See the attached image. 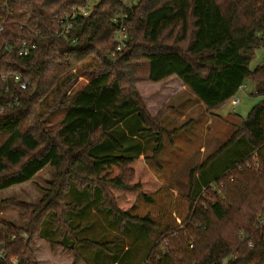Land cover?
<instances>
[{
    "label": "trees",
    "instance_id": "trees-1",
    "mask_svg": "<svg viewBox=\"0 0 264 264\" xmlns=\"http://www.w3.org/2000/svg\"><path fill=\"white\" fill-rule=\"evenodd\" d=\"M86 1L0 0V107L13 103L0 112V192L31 182L47 166L56 171L37 206L17 203L27 226L0 227V264L12 258L38 264L37 237L53 252L63 248L74 264L83 260L82 247L96 251L94 263L119 264L116 245H127L135 227L149 241L143 264H264V230L257 227L264 219V101L192 169L186 195L154 178L148 188L147 160L139 151L125 153L114 137L136 116L141 136L155 141L157 158L164 138L173 142L185 129L168 132L162 111L150 115L136 88L144 82L176 76L211 114L247 81L264 98V63L250 68L264 50V0H142L129 11L128 47L115 57L112 18L119 0H100L67 37L58 34L61 20ZM24 43L36 49L22 56ZM15 74L31 82L26 90ZM81 78L85 83L76 89ZM50 98L54 106L44 110ZM58 107L65 113L51 129L48 116ZM112 146L121 154H111ZM225 152L232 160L215 172L210 165ZM94 209L112 213L114 241L80 237V222Z\"/></svg>",
    "mask_w": 264,
    "mask_h": 264
},
{
    "label": "rangeland",
    "instance_id": "rangeland-1",
    "mask_svg": "<svg viewBox=\"0 0 264 264\" xmlns=\"http://www.w3.org/2000/svg\"><path fill=\"white\" fill-rule=\"evenodd\" d=\"M263 59L264 50H258L250 64V68L255 69L261 65ZM179 81L181 80L178 77L173 76L167 82H144L136 86L142 102L152 117H156L161 111L163 112L164 116H162L161 120L162 128L171 132L185 126L183 132L172 138L173 142L167 137L164 138V151L159 157L153 158L152 150L155 147V141L141 136L137 125L139 120L136 116L121 126L115 132L114 137L127 149L125 153L134 154L136 151H139L138 154H143L141 159L145 158L147 160V165L144 164L143 166L150 175L151 180V182H147L146 184L148 188L154 187L152 183V179L154 178L159 183L168 186L174 193L186 195L190 191L192 169L197 168L199 164H202L201 162L204 159H208L226 143L236 131L241 119H247L252 109L263 102L264 98L256 96L255 85L251 81H247L244 84V90H240L220 111L211 114L198 102L195 96L193 97L190 92L181 86L183 84ZM83 83L85 81L81 78L77 83L76 89ZM236 98L240 100L239 105L235 104ZM54 102L55 100L50 98L44 110L53 107ZM64 113V107L54 108L51 111V114L48 116V124L51 129L59 125ZM210 118H212L211 124L208 123V121H211ZM112 149L111 154L116 156L121 154L118 153L114 146H112ZM122 155L125 156V154ZM231 157H233L232 152H225L210 165V168L215 170V172H220L221 169L230 164ZM140 176L141 180L146 181L145 174L142 171L140 172ZM55 179V169L47 166L32 182L0 192V227L4 224H10L18 229L25 228L29 219L26 217V219L22 218L24 214L26 215V212L20 210L17 207V203L37 206L45 196L46 191L51 188V184ZM77 203L79 204V202ZM102 213L112 217L110 215L112 213L109 210H104ZM79 216L74 219L80 220ZM91 218V215L85 217V219L89 220L88 222L91 221ZM43 227H45V230L50 229L46 224ZM117 233L116 229V235ZM126 234L127 232L125 231L124 236ZM116 235H113V233L101 235V232L94 228L91 230L86 229L81 233L80 237L102 242L104 240L114 241L119 237ZM55 239L60 240L58 236ZM29 240V237H26V241L29 242ZM33 242L34 256L38 264H67L65 261L60 262L57 258L53 259L51 256L53 254L50 253L52 249L46 238L37 237ZM126 244L121 243L117 244L118 246L116 245L120 249L118 263L143 264L149 244L144 229L135 227L133 235L129 237ZM125 247H128L126 251H124ZM87 250L89 251L90 249L83 247L79 249L84 254ZM56 252H61L62 254L63 248H58ZM39 260L42 262H39Z\"/></svg>",
    "mask_w": 264,
    "mask_h": 264
},
{
    "label": "built area",
    "instance_id": "built-area-1",
    "mask_svg": "<svg viewBox=\"0 0 264 264\" xmlns=\"http://www.w3.org/2000/svg\"><path fill=\"white\" fill-rule=\"evenodd\" d=\"M99 1L100 0H87L83 5L74 7L71 13L61 20L60 31L58 34L62 37H67L73 29L74 21L77 20L78 18L89 17L93 13ZM141 1L142 0H119L121 5L120 11L119 13H117V15H115L112 18V22L117 26V30L114 37L115 48L112 53V57H115L117 54L119 55L123 53L127 49L128 41L130 39L128 25H127V20L129 18V11L132 10L135 6L139 5ZM3 31L4 28L0 27V35L3 33ZM259 36L262 37L263 35L260 34ZM35 49H36L35 45L28 46L27 43H24L23 47L20 49V55L27 56L31 53V51ZM263 63H264V59H263ZM14 78L22 90H26L31 83L28 79L23 78L20 74H15ZM6 79L7 77L4 78V80ZM244 89H245V85H242L239 91ZM235 104L239 105L240 100L236 98ZM12 105L13 103H8L6 106L0 107V112L1 113L4 112L5 107ZM255 164L257 167H259L258 163ZM257 227L259 230H264V219L259 221ZM240 237L242 238V240H244L247 237V235L245 232H241ZM249 245L252 246L251 244ZM2 248L3 247L0 246V260H5V253ZM10 264H19L18 259L12 258L10 260Z\"/></svg>",
    "mask_w": 264,
    "mask_h": 264
},
{
    "label": "crops",
    "instance_id": "crops-1",
    "mask_svg": "<svg viewBox=\"0 0 264 264\" xmlns=\"http://www.w3.org/2000/svg\"><path fill=\"white\" fill-rule=\"evenodd\" d=\"M172 78L173 77H170V78L162 81V83L167 82V81L171 80ZM179 82H181V81H179ZM181 84H182V82H181ZM181 86L183 88H185V90L188 91V89L184 85H181ZM188 92H190V91H188ZM190 94L194 97V95L191 92H190ZM210 119H211V121H208L209 124H211V122H212V118H210ZM142 156H143V154H142ZM206 160L207 159H204L203 162H205ZM203 162H201V163H203ZM90 215L92 216L90 222H88L89 220H84V221L80 222V224L83 227L82 232H84L86 229L91 230V229L96 228L99 230V232H101V235H103L105 233H113V235H116V228L115 227H116L117 223L114 220L112 214H110L112 217H109L107 215H104L102 212H98L94 209L92 211V213H90ZM83 239H86V238H83ZM95 252L96 251L94 249H90L89 251L87 250V252L85 254L82 252L83 260L79 264H98V263H94ZM50 253L53 254L51 256L53 257L54 260H55V258H57L60 262L65 261V262H67V264H74V259L72 256H63L61 254V252H53L52 250ZM39 262H42V261L39 260Z\"/></svg>",
    "mask_w": 264,
    "mask_h": 264
}]
</instances>
